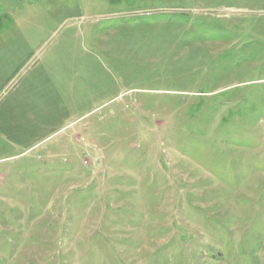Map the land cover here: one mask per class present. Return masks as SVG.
Instances as JSON below:
<instances>
[{"label": "rangeland", "instance_id": "obj_1", "mask_svg": "<svg viewBox=\"0 0 264 264\" xmlns=\"http://www.w3.org/2000/svg\"><path fill=\"white\" fill-rule=\"evenodd\" d=\"M0 264H264V0H0Z\"/></svg>", "mask_w": 264, "mask_h": 264}]
</instances>
